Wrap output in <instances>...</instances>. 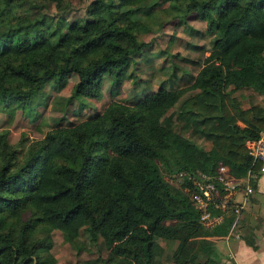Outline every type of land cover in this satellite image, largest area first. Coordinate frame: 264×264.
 I'll return each instance as SVG.
<instances>
[{
    "label": "trees",
    "instance_id": "16d2710c",
    "mask_svg": "<svg viewBox=\"0 0 264 264\" xmlns=\"http://www.w3.org/2000/svg\"><path fill=\"white\" fill-rule=\"evenodd\" d=\"M15 1L0 0V18ZM164 3L176 17L196 13L212 36L190 84L159 86L133 104L113 100L48 130L51 151L39 187L15 167L17 148L9 130L0 131V264H55L48 252L53 229L68 240L84 231L101 264H219L208 236L226 234L235 215L228 211L215 228L202 227L195 184L177 174L214 176L223 163L234 177L251 170L254 187L259 164L245 140L264 129V0H91L84 20L59 12L48 28L44 16L2 21L0 108L22 107L71 74L77 81L66 105L101 98L105 78L113 91L152 44L137 33ZM240 89L256 102L242 105L234 94ZM175 106L179 129L163 119ZM158 237L177 243L168 250Z\"/></svg>",
    "mask_w": 264,
    "mask_h": 264
},
{
    "label": "rangeland",
    "instance_id": "374dc122",
    "mask_svg": "<svg viewBox=\"0 0 264 264\" xmlns=\"http://www.w3.org/2000/svg\"><path fill=\"white\" fill-rule=\"evenodd\" d=\"M90 1L61 0L60 6H56L53 1L18 0L5 15L1 16L0 24L14 18L44 16L43 28H48L49 24L52 26L56 21L59 12L65 15L66 20H84L90 17L88 12ZM30 2L34 3V6ZM165 6L167 3L158 6L148 15L149 17L143 19L148 29L143 27L137 36L140 40L151 41L152 44L137 57L136 68L132 66L123 82L113 91L109 79L105 78L101 98L83 97L79 99L82 102L81 108L77 102L66 105L65 99L77 81L76 74H71L61 88L56 89L47 84L39 93L24 99L22 107L10 104L4 109L0 108V131L8 129L9 141L17 148L13 164L21 168L32 186L39 187L44 180L51 151L46 133L51 128L68 126L93 113L101 112L113 100L133 104L159 86L179 88L190 84L210 52L212 36L205 31V22L199 19L196 13L180 18L176 17L174 12H167ZM249 91L240 89L234 93L246 107L256 102L255 98L250 97ZM176 108L177 106L165 113L163 119L165 123L179 129L180 123L174 113ZM32 151L35 153L30 157ZM48 241V252L55 264H101L97 258L96 248L84 231L77 240H68L59 229H53L48 234ZM157 241L168 250H172L177 243L159 237ZM220 251L224 254L226 250ZM215 258L221 264L219 249H215Z\"/></svg>",
    "mask_w": 264,
    "mask_h": 264
},
{
    "label": "built area",
    "instance_id": "2783aa9c",
    "mask_svg": "<svg viewBox=\"0 0 264 264\" xmlns=\"http://www.w3.org/2000/svg\"><path fill=\"white\" fill-rule=\"evenodd\" d=\"M248 153L253 163L259 164V172H264V129L257 138L245 140ZM251 170L242 177H234L227 165L220 163L214 176L204 172H198L196 176L186 171H179L177 180H192L195 189L191 191V197L197 208L201 210L199 222L205 229L215 228L223 220L228 211H232L237 217L245 207L248 196L253 192L250 183ZM217 181V183H216ZM237 194L242 199H237Z\"/></svg>",
    "mask_w": 264,
    "mask_h": 264
},
{
    "label": "crops",
    "instance_id": "0c3cea01",
    "mask_svg": "<svg viewBox=\"0 0 264 264\" xmlns=\"http://www.w3.org/2000/svg\"><path fill=\"white\" fill-rule=\"evenodd\" d=\"M236 198L243 197L237 194ZM208 239L219 249L221 264H264V172L255 177L253 192L240 215L234 216L227 233ZM221 249L226 250L224 254Z\"/></svg>",
    "mask_w": 264,
    "mask_h": 264
}]
</instances>
